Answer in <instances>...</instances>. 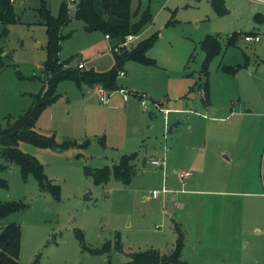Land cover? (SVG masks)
Wrapping results in <instances>:
<instances>
[{
	"label": "rangeland",
	"instance_id": "obj_1",
	"mask_svg": "<svg viewBox=\"0 0 264 264\" xmlns=\"http://www.w3.org/2000/svg\"><path fill=\"white\" fill-rule=\"evenodd\" d=\"M43 1L52 15H58L63 0H13L17 21L7 24V35L0 37L3 127L8 115L15 117L30 104L31 93L45 89L41 64L46 58L47 34L38 9ZM64 1L70 20L61 30L59 58L81 56L87 66L107 70L114 63L113 42L104 38L101 31L85 30L82 20L74 18L76 0ZM138 3L142 9L149 7L152 22L132 34L136 38L131 42L115 47H130L157 31L156 40L147 50L155 64L134 60L122 64L124 74L118 73L116 82L127 91L128 100L125 102L117 89L107 91L108 101L103 103L92 87L63 80L56 88L59 97L42 110L36 121L38 130L55 132L58 139H89L81 152L88 156L87 163L91 166L111 164L122 153L138 150L131 182L126 185L111 176L94 185L84 175V160L76 157V148L55 150L21 141L18 147L35 156L48 177L59 184V196L41 189L32 173L23 176L17 164L7 163L0 168V178L7 182L6 186L0 185V200H17L24 207L0 218V226L9 222L20 225L22 263L37 258L42 264H114L128 260L132 251L151 246L161 252L170 251L175 241L171 219L190 215L193 210L190 199L192 203L205 200L207 204L196 206V212L209 213L210 223H187L188 237L180 259L188 264H264V182L262 196L218 195L201 189L211 188L212 182L224 184L234 175L230 170L217 165L200 167L194 186L185 185L188 176L183 180L178 177L182 170L196 171L185 162L190 132L183 126L187 115L203 118L200 115L206 111L196 84L204 57L199 42L207 33L218 34L222 45V51L208 65L212 90L229 88V93L234 91L249 102L264 99V25L253 22L255 3L227 0L230 11L223 16L212 11L209 0H131L132 11ZM252 24L261 32L260 41L244 43L239 35L235 45L225 49L228 33L243 32ZM2 26L0 23V32ZM237 64L235 73L222 70V66ZM249 65L257 68L250 71ZM129 89L138 90L133 91L138 96ZM140 94L143 96L139 98ZM142 98L146 109L139 103ZM239 105L243 106V101ZM175 120L180 123L171 131L170 125ZM178 126L181 128L177 129ZM189 146L191 149L194 144ZM194 151L199 153L200 147L197 145ZM162 156V165L150 163L152 158ZM262 157L261 179L264 152ZM166 178L170 182L169 191L164 193L161 191ZM185 187L200 191L192 194ZM153 189L160 191L156 197L151 195ZM214 218H218V223H214ZM116 233L120 235L121 249L112 247L105 253H94L84 247H99L106 240L114 242Z\"/></svg>",
	"mask_w": 264,
	"mask_h": 264
},
{
	"label": "trees",
	"instance_id": "obj_2",
	"mask_svg": "<svg viewBox=\"0 0 264 264\" xmlns=\"http://www.w3.org/2000/svg\"><path fill=\"white\" fill-rule=\"evenodd\" d=\"M210 6L217 16L228 13L225 0H209ZM39 9L43 23L46 26V58L41 64V80L45 89L31 93L30 104L17 116L8 115L6 126L0 123V168L7 166V163H14L20 167L23 176L32 173L41 189L50 190L54 195L59 196L60 186L45 173L43 164L32 154L21 150L19 142L26 141L38 147L51 148L55 150H66L76 148V157L84 160V175L91 178L94 185L106 182L111 176L120 179L124 184H128L136 173L135 160L138 150L129 153H122L117 161L102 166H91L87 163V156L81 151L89 142V139L78 141L74 138L65 137L58 139L55 132L50 134L41 132L36 128V121L43 109L54 102L60 95L56 88L60 81L71 80L77 86L86 85L88 87L99 84L107 91L121 89L117 85L116 78L122 70V64L126 60H134L142 64H155V60L147 55V50L152 46L157 37V31L139 40L130 47H114L124 42L127 35L137 34L144 26L152 22L153 14L149 7L141 8L137 4L132 11L131 0H76L74 1V18L83 22V27L87 31L98 30L103 35H108V39L113 42L114 63L107 70H97L93 66L84 65L80 58L73 56L61 60L58 56L60 41L63 38L62 27L70 20L68 5L66 1H61L58 15L50 13L47 4L43 1ZM137 17L136 19H134ZM257 23L264 22V15L255 13L253 15ZM17 21L14 12L13 0H0V23L2 29L0 37L7 35L6 25ZM245 33L232 32L227 38L226 45L235 43V39ZM200 48L204 52V57L198 71V83L196 86L200 90L201 97L206 100L209 92L208 65L211 59L222 51L221 41L215 34H206L199 42ZM73 58L76 59L73 63ZM81 61L83 66L76 65ZM245 63L248 62L245 56ZM236 66H222V70L233 73L237 70ZM34 77L40 75H33ZM134 96L137 92L130 91ZM141 95V94H140ZM123 96V95H122ZM101 101V100H100ZM102 102V101H101ZM105 102V101H104ZM0 185H7V182L0 178ZM24 207L23 203L17 200H0V218L5 217L10 212L20 210ZM175 232L174 246L168 252H161L157 247H147L142 250H135L130 253L128 260L114 264H188L180 259L184 244V228L179 221L172 220ZM20 233L21 228L17 222H9L0 226V264H42L37 258L31 262L22 263L19 261L20 252ZM84 247L94 253H105L112 247L122 248L119 233H116L114 242L106 240L101 246L89 248ZM112 264V263H108Z\"/></svg>",
	"mask_w": 264,
	"mask_h": 264
},
{
	"label": "crops",
	"instance_id": "obj_3",
	"mask_svg": "<svg viewBox=\"0 0 264 264\" xmlns=\"http://www.w3.org/2000/svg\"><path fill=\"white\" fill-rule=\"evenodd\" d=\"M248 1L255 3L253 4L255 6L254 10L257 11H255L253 15L255 13H261L264 15V0ZM225 4L227 6V0H225ZM229 11L230 8L228 7V12ZM252 19L255 24L264 25V22L257 23L253 16ZM246 20H249V18L247 17ZM232 32H256L260 36L258 41L261 39V32L257 27L254 26V24H252L251 28L243 32L240 30L231 31L226 35V39L232 34ZM215 35L218 36V34ZM238 37L235 39V43L237 42ZM104 38H106L105 35ZM241 39L244 43L258 42H246L244 41L243 37H241ZM235 43L231 44V46L235 45ZM227 46L230 45H226L225 49ZM242 51L243 50H241V52ZM81 60L83 61L84 65H86L85 61L83 59ZM256 68L257 67H254L253 65H249L250 71H253ZM260 78H263V76H260ZM228 89L229 88L221 87L219 91L214 92L209 85L207 99L203 100L201 97L202 107L204 110H206L204 111L203 115H200L203 118L189 117V115L186 116L188 120L187 123H184L183 127L186 129V131L190 132V134L188 133V137L186 139L187 143L185 144V149L188 148L189 150L185 162L188 167L195 169L196 171L191 172V174L185 180V185L194 186L196 184L198 178V168L217 165L221 168H225L226 170H230L234 175L229 178L227 182L224 181V184L221 181L212 182L211 188L201 189V191L218 195H225L227 193H244L262 196V182H264V178L261 179L262 174L260 171L262 168V155L264 152V99L262 100L261 98H256L250 102L244 101L241 99V97L237 96L234 91L229 93ZM122 98L125 100V102L128 100V97L124 98L122 96ZM107 101L108 97L105 102ZM242 101L243 106L239 105ZM236 103H238V105H236ZM221 120H226L227 122L222 123L220 122ZM179 123V120L172 121L170 130L172 131L173 126ZM239 125L241 127H239ZM248 125L251 126L249 130L247 128ZM179 128L181 127L178 126L177 129ZM177 129L174 132H177ZM190 144H194L191 149L189 146ZM197 145L200 147L199 153H195L196 151H194ZM199 158H201V160L198 161ZM169 183V178H166L164 185L167 186ZM228 185H231L234 189L237 187V190L234 191L233 188H230ZM183 189L192 192V194H196L198 193L197 191H200L199 189L186 187ZM192 201L193 200L190 199L191 203L189 202L191 209H193L190 211V215L186 217L181 216L178 220L173 218L180 223H184V225L181 223L185 232L184 241L188 237L187 230L185 229L187 223H210L207 222L209 220V213L205 211L204 213L196 212V206L207 204L205 200H196L193 203ZM222 216L223 215L220 217L222 218ZM173 219H171V224ZM214 223H218V218H214ZM255 228L259 230V227L256 226Z\"/></svg>",
	"mask_w": 264,
	"mask_h": 264
},
{
	"label": "built area",
	"instance_id": "obj_4",
	"mask_svg": "<svg viewBox=\"0 0 264 264\" xmlns=\"http://www.w3.org/2000/svg\"><path fill=\"white\" fill-rule=\"evenodd\" d=\"M71 1H74V0H71ZM105 37L108 38V35L106 34ZM135 38H136V35H132V34L127 35L126 38H125V40H124V42H122L121 44H122V45H123V44H128L129 42H131V41H132L133 39H135ZM259 38H260V36H259V34L256 33V32H248V33H245V34L243 35V39H244V41H246V42L258 41ZM114 49L118 50L116 47H114ZM76 65L79 66V67H82V66H83V64H82V62H81L80 60L76 62ZM119 73H120V74H124V71L121 70V71H119ZM93 90H94V92L97 94V96L99 97V99H100L102 102H104V101L107 100L106 90H105L101 85L97 84V85L93 86ZM119 90H120V92L122 93L123 97H124V98H127V96H128L127 91L123 90L122 88L119 89ZM128 92H129V91H128ZM142 96H143L142 94L139 95V98L142 97ZM139 103H140V105H141L143 108H145V109L147 108V106H146V102H145V100H144L143 98L140 99ZM166 111H167V109H164V110H163L164 114L166 113ZM162 158H163V156H162ZM162 158H161V157H159V158H152V159L150 160V163L153 164V165H162V164L164 163V158H163V159H162ZM190 174H191V171H190V170H182V171H180V172L178 173V177H179L181 180H183V179H185L187 176H189ZM168 191H169V189L167 188V186L163 185V190H162L161 192L167 193ZM159 192H160V191H157V190L153 189V190L151 191V195H152L153 197H156V196L159 194Z\"/></svg>",
	"mask_w": 264,
	"mask_h": 264
}]
</instances>
